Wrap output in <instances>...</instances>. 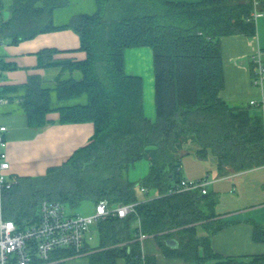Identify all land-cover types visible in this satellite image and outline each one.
<instances>
[{"label":"trees","instance_id":"16d2710c","mask_svg":"<svg viewBox=\"0 0 264 264\" xmlns=\"http://www.w3.org/2000/svg\"><path fill=\"white\" fill-rule=\"evenodd\" d=\"M67 2L14 0L11 16L0 20V43L72 28L85 56L56 57L57 50L44 49L38 64L60 67L55 84L46 86L32 74L26 83L2 85L1 94L19 98L32 126L54 122L47 114L58 111L59 122L92 121L95 131L63 164L44 175L19 177L5 190V218L26 226L38 218L44 199L67 208L86 200L96 205L106 199L110 206L137 202L127 216L99 222L98 243L86 240L83 246L89 264H117L119 258L125 264H158L155 254L144 253L141 233L155 237L166 256L195 264H264V254L242 257L214 250L212 237L231 223L216 212L218 198L200 189L169 192L183 178L182 156L193 143L198 158L215 157L219 176L264 165L263 105H233L221 96L222 37L256 35L257 23L248 19L253 1L96 0L95 12L56 24L55 10ZM260 8L264 11V1ZM136 46L153 48L155 119L145 113L142 76L125 69L126 49ZM0 60L5 70L9 64ZM254 68L252 60V75ZM82 96L85 102L59 103ZM142 160L149 170L132 180L128 172ZM253 238L264 241V225L255 223ZM75 251L59 248L50 259Z\"/></svg>","mask_w":264,"mask_h":264},{"label":"crops","instance_id":"0c3cea01","mask_svg":"<svg viewBox=\"0 0 264 264\" xmlns=\"http://www.w3.org/2000/svg\"><path fill=\"white\" fill-rule=\"evenodd\" d=\"M13 1L1 0V20H7L11 16ZM55 17L56 10L54 19ZM221 42L225 70V87L221 91V96L233 105L247 104L251 99L260 100L262 90L252 83L251 57L259 48L264 50V35L262 32L259 30L254 36L246 34L227 35L222 37ZM80 46V36L72 28L39 33L32 38L21 40L15 44L1 43L0 58H3L9 64L5 70L2 69V85L23 84L29 80L30 75L37 74L43 80L44 85L53 86L57 75L60 73V67L39 66L38 53L44 49H55L57 50L56 57L83 58L85 52L80 49ZM125 69L128 74L142 76L145 113L149 118L155 119L153 48L150 46L127 48L125 52ZM262 111L264 114V107ZM59 116L58 111H52L47 114V117L54 122L43 127L32 126L29 123L28 115L20 108L19 98L9 99L5 97V101L0 106V121L9 128L6 136L9 142L8 153L12 176L19 178L22 176L44 175L50 167L63 164L78 148L90 142L95 131V125L92 121L59 122ZM130 170V178L138 180L147 174L149 163L148 166L147 164L144 166V170L141 172L135 166ZM250 172L258 174H249ZM248 175L251 179H247ZM204 176L190 177L183 175L184 178L188 179H200ZM258 176H260L259 179ZM219 177L229 179L239 177V183L244 185L242 196L250 188L254 192L247 202L244 201L243 197L239 198L242 203H237L232 207L236 208L234 212L251 211L248 209L253 207H263L262 209H264V206H261L264 203L259 202L262 199L264 200V196L262 197L254 189L258 185L257 188H260L261 182L264 180V165L241 172L231 171L227 175ZM217 178L210 180L209 184L214 183L213 181ZM253 179L254 181L257 180L256 184L253 183ZM208 185L207 192H209ZM242 204H245L244 207H240ZM219 217H222V214L219 213ZM255 223L264 225V212L239 213L238 217H235L231 223L212 237V247L215 251L230 256L245 257L264 254V241H256L253 238ZM142 248L145 254H155L158 264H195L182 258L166 256L157 239L153 236H147L143 239ZM86 256L71 258L62 264H89ZM117 264H125V260L119 258Z\"/></svg>","mask_w":264,"mask_h":264},{"label":"built area","instance_id":"2783aa9c","mask_svg":"<svg viewBox=\"0 0 264 264\" xmlns=\"http://www.w3.org/2000/svg\"><path fill=\"white\" fill-rule=\"evenodd\" d=\"M253 9L248 19L257 21L264 16L260 8L261 0H252ZM0 0V20H1ZM1 44V43H0ZM255 63L252 83L261 88L260 100L251 99L252 105L262 104L264 107V50L258 49L252 54ZM3 72L0 60V106L5 101L1 94ZM8 126L0 121V264H50L52 253L59 248H73L82 251L85 241H91V229L100 221L113 215L127 216L135 211L137 202L121 203L110 206L108 200L103 199L95 205L92 213H69L67 207L58 200L44 199L40 203L38 218L26 226H21L13 219L4 216L1 197L5 190L10 189L18 181L17 176L10 173L11 163L8 153ZM210 180L208 176L200 179L182 178L169 192H182L200 189L206 193ZM147 191L146 187H141ZM147 237L141 233L139 238L143 241Z\"/></svg>","mask_w":264,"mask_h":264},{"label":"rangeland","instance_id":"374dc122","mask_svg":"<svg viewBox=\"0 0 264 264\" xmlns=\"http://www.w3.org/2000/svg\"><path fill=\"white\" fill-rule=\"evenodd\" d=\"M97 7L98 5H97L96 0H68L66 5L56 9V17L54 21L56 24L65 23V22L70 21L73 15L77 13H92L97 10ZM258 20L256 21L257 27H258L257 31L259 32L260 30V32H262V34L264 35V17ZM67 75L68 73L65 76ZM52 95H53V101L57 103L55 92H53ZM79 101L85 102L86 96L71 98L69 100L61 101L59 103L61 104L74 103V102H79ZM188 147L190 148L189 149L190 151L188 153H185L182 156V160H181L182 161V168H181L182 175H187L190 177H198V176L207 175L209 180L211 181L214 178L218 177L215 181H213L214 183L208 185V188H209V192L212 194V197L219 198V201L215 209L217 213L222 214V217L225 220L232 221L233 219H235V217H238L239 213L240 214H244V213L254 214V213L264 212V209H262L263 207H253V208L248 209L251 211L243 210L240 212H234V209L236 208H232V207H234V205H236L237 203H242L241 201H239L241 200L239 198L243 197L245 202L249 201V198L252 197V194L254 193L252 192V189L250 188L248 191L244 193V196H242L243 195L242 193L244 191L242 190V188L244 185L239 183L238 181L239 177H234L230 179L219 177L218 171L216 169V159L213 155H211L207 159H200L194 153V149L197 147V145L193 143V144H190ZM147 162H148L147 160L139 161L135 164V167L138 169V171L141 172L144 170V166H146V164L148 166ZM251 173H256V172H250L249 174ZM257 174L258 173H256V175ZM128 175L129 177H131V170L128 172ZM259 177L260 176H258V179ZM247 179H251L250 175H248ZM253 183L256 184L257 180L254 181L253 179ZM257 187H259V185L255 186L254 189L258 191V193L263 197L264 196V180L263 182H261L260 188H257ZM152 194H153V191L150 193V195ZM259 202L264 203V200L262 199ZM243 205L245 204H242L240 207H244ZM249 205H252V204H249ZM261 206H264V205H261ZM67 210L69 213L88 214V213H92L95 210V203L91 200H86L81 205L75 208L68 207ZM252 210H255V211H252ZM90 235H92V239L90 241L91 244L92 245L97 244L99 241V234H98L97 228L93 227L91 229ZM87 253H88L87 250L86 251L85 250L75 251L67 255H64L62 257L60 256V258L53 260L50 264H53V263L62 264L68 259L82 257V256L87 255ZM204 264H211V261H208Z\"/></svg>","mask_w":264,"mask_h":264},{"label":"water","instance_id":"95a60500","mask_svg":"<svg viewBox=\"0 0 264 264\" xmlns=\"http://www.w3.org/2000/svg\"><path fill=\"white\" fill-rule=\"evenodd\" d=\"M172 244H177V241H175V240H172V241H170Z\"/></svg>","mask_w":264,"mask_h":264}]
</instances>
